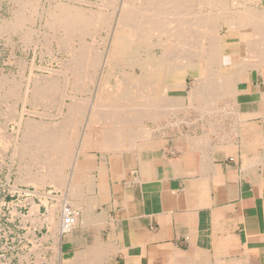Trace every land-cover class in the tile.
<instances>
[{
    "label": "crops",
    "instance_id": "1",
    "mask_svg": "<svg viewBox=\"0 0 264 264\" xmlns=\"http://www.w3.org/2000/svg\"><path fill=\"white\" fill-rule=\"evenodd\" d=\"M241 50L232 57L244 62ZM257 75L264 79L258 68L240 71L236 91L220 92L225 98L190 91L207 105L215 99V112L225 104L220 115L206 105L202 122L183 130L173 125L160 137L143 130L115 140L119 150L111 137L90 141L99 152L80 158L73 184L47 197L65 200L75 224L55 231L41 205L30 217L38 245L30 263L264 264V91L245 79Z\"/></svg>",
    "mask_w": 264,
    "mask_h": 264
},
{
    "label": "rangeland",
    "instance_id": "2",
    "mask_svg": "<svg viewBox=\"0 0 264 264\" xmlns=\"http://www.w3.org/2000/svg\"><path fill=\"white\" fill-rule=\"evenodd\" d=\"M30 1H32V2H30ZM122 2H123V0H114L111 2L108 1L109 4L106 2H102L101 0H82V1L81 0H0V82H1L0 86L3 84L0 87V264H32V263H30V255L33 253L37 255L38 245L37 246L32 245L31 236H30L31 232L29 229L30 217H32V215L37 213V211L41 205H44L47 208V214L45 216L46 221H47L50 210L52 209V207H54L56 205V203L50 202V201L56 199L57 190L59 191V190H62V188H69L73 184V178L72 177L74 176L76 169L79 167L78 166L79 159L84 155L88 156V154H90V156H92L97 151V150H93L92 147L94 145L88 144V142H86L83 137H84L85 133L88 131V130L86 131V129H89L91 124L93 125L95 122L93 120L91 121V115H90V113H92V111H94V109L97 110L94 112H98V110H99V113H100L102 111L101 108H104L103 109L104 111L101 112L102 113L101 115H103L104 113H106L104 115L110 114L114 110V109L109 108L110 106L107 107L108 105L106 103L108 100L115 98L114 94L111 95V96L114 95L113 98L110 97L109 94H107L109 97L108 96L101 97L102 102L99 99L98 100L99 102L96 103L95 100L97 99L96 95L98 94L97 93V87L99 85V80H101L102 73H103V71H100V70H102L103 60L110 50V47H109V45L111 43L110 38H111V35L113 34L114 28H115L114 19H115V17H117L115 15H116V12L120 8V5H121L120 3H122ZM26 3H28L29 5H27ZM30 3H31V5H30ZM62 4H64V6H67V4H68L69 6L71 5L72 7H74V6L82 7L85 10L88 8V9H92L93 11L100 10L101 12L102 11L103 12L106 11V13L108 12L107 14L103 13L104 15L106 14L105 17L108 19L107 27L105 25V27L103 28V31H102V29L100 30L98 28L95 30H92V33L94 32V34L92 36L91 35L86 36L87 34H90V31H89L86 33V35L84 34L85 37L82 35L81 37H83V38H80V39L77 38L78 34L72 33L73 35H71V33L63 32L59 28H55V27H51L53 29H50L51 25L47 22L48 20L47 21L45 20V19H47V16H48L46 14V11L49 9L51 10V8H53L57 5L62 6ZM249 4L250 5H244L245 9H248V10H250V8H253V10L256 9L257 1L252 0V1H250ZM252 4H254V5H252ZM191 5H193V4H191ZM191 5L188 4L187 9H186L190 13L192 12L194 14L193 15L191 13L194 16V17L193 16L191 17V15H190L189 17H191V18H195L196 17L195 14L199 15L200 12L201 13L202 12L207 13L209 11L210 14L205 13V16H203V18L209 19V17H212V16H210L212 14V11H213V13L217 11L214 9H208L207 8L206 10L204 9V11H203V9H201V10L199 9L200 10V12H199L198 9L196 8L197 6L194 5L192 7ZM230 6H232V7H229L227 9L230 12H233L235 9H237L235 7V5H230ZM33 8H35V9H33ZM230 8H231V10H230ZM190 9H193V10L195 9V10L190 11ZM136 10L139 11V9H137V8H136ZM206 15H208V17H206ZM20 16L22 18V19L20 18L21 19L20 22H19V19L15 20L17 17L19 18ZM169 17H171V16H169ZM169 17L167 16L166 20L167 19L171 20V18H169ZM200 17H202V15H200ZM196 18H198V16ZM25 19H27V20H25ZM160 19H161V21L163 20L162 23H160V25L162 24V26H158V27L161 29H165V30L167 29L170 31L171 27H173L172 24H170L171 26H167V23H170L169 22L170 20H168V22H167L165 20V17H160ZM8 20H10V22ZM165 21L167 23H165ZM182 21L184 22V20H182ZM218 21L219 20H217V23H218ZM18 24H20V25H18ZM165 24L167 27L164 26ZM182 24H184V23H182ZM183 26H185V24ZM142 27H143V24H142ZM214 27H216V29L218 27L220 28V24H215ZM29 29H31V30H29ZM50 30H52V32ZM99 30L101 32H99ZM96 31L99 33L95 34ZM23 32L25 35L23 34ZM191 32H192V30L189 31V33H191ZM220 32L222 35H224V38L222 39V41L225 43H227V42H231V43L233 42L234 43L238 40V33L234 30L226 31V29L223 28L220 30ZM192 34H193V32H192ZM192 34H191V36H192ZM48 35H50V36H48ZM51 35L53 36V38H51L52 37ZM64 35L66 36V38H67V36H69L68 37L69 39L68 38L66 39ZM74 35L76 38L75 37L73 38ZM149 35L151 36V39L145 40L147 43L143 41L144 42L143 45L139 46L137 48V56L138 57H137L136 63L137 64L139 63L138 66L137 65L134 66L133 64H129L127 62V60L124 59V63H125L124 65H125L126 69L124 67H122L121 72L126 71L127 73L129 72L133 75L138 76L139 73L141 74V71H140L141 69H140L139 65L140 64L143 65L145 63L146 56H154L155 54L161 55L160 54L161 51L159 49H157L156 47H154V43H156L155 41H157L156 37L158 35L157 34H156V36H155V34L154 35L149 34ZM62 37H63L64 41H63ZM164 38L166 41L167 38L166 37H164ZM192 38H193V36H192ZM81 39H83V40H81ZM220 42H221V38L219 36H215V37H212L210 39L211 44L219 45ZM80 43L85 44L86 46L82 45V48L80 49V46H79ZM150 43H151V45H150ZM60 44H63V46ZM141 44H142V42H141ZM186 44L187 43H185V46L189 47V45H186ZM198 44L199 43H197L196 46H198ZM48 45H50V46H48ZM87 45H89V50H88ZM144 45H145V47H143ZM149 45L151 47H149ZM170 45H172V43ZM183 45H181V44H180V46L174 45V47L169 46V48H172V50H170L168 48L167 51H165V53L166 52H168V53H166V55H164V59H167L165 57V56H167L168 59H171L173 61L172 62L168 59L165 60L166 62H164L163 70L167 69L168 73L166 75H164L165 80L162 79V82L160 80V82L162 83L160 85H163V84H165L164 86H167V84L173 85V87L170 88V92L168 93V95H166L163 98V101L158 105V108L160 110L159 112L162 111V113H164L165 116L160 118V120L158 121L159 122L158 127L150 126L149 121H146L144 123L142 122L138 126H135V129L132 130L131 133L129 134L130 136H128V135L126 136L127 138L129 137L128 139L132 138V140H135L136 138L139 137V136L137 137V135H135V134H138V133L140 134V132H142L143 130H147L146 136L147 135L149 136V135H151V133H153L152 134L153 136L158 135V137H160V136H165L167 134L168 130H171L170 128L173 125H174V127L176 126V130H178V129L183 130L184 128H186V126H189V124L191 122H194L196 124L199 122H202L201 112L195 108H197L196 102H198L201 98L203 101H205V97L200 96V98H199L198 95H195L192 97L190 95H188L190 93L192 87L195 86V84H196L195 82H197V81H195V79L197 80V78H199L198 81L200 83L199 82L198 83L201 86H203L202 85L203 83L206 84V81H207L206 79H209L210 85L209 84H206V85L207 86L209 85L210 87L209 86L206 87V85L204 84L203 87H204V89L205 88L206 89L202 90L199 88V91L200 92L211 91L210 89L213 88V86L211 87V85H213L215 83L214 88H216L215 85L220 84V82H221L220 79L226 75L225 71H227V69L224 70V65H229L230 68L231 67L234 68L235 66L238 68V66L241 64V62L238 58H236L235 56L232 57L233 55L236 54L237 47L231 46V47H228L227 49H224L226 51L225 55H223L224 56V64H222L223 56H220L219 58H212L211 57V58H209L210 60L207 58L206 61H208V62L206 63V67H204L200 71V73L188 72L186 69L187 67L185 65L184 66L186 68L184 69L185 71H183L177 67H173L172 65H174V66L175 65L179 66L180 64L183 65V63H184L183 61L187 60L188 58L193 59V56H194V58H197V56L195 57L194 54H193V56H191L193 53L192 51H191L192 53L187 52L186 54L178 53L179 50L176 49L175 47L182 49V51H184V52L187 51V49H189L188 51H190V48L193 49V47H191V46L189 48L187 47L184 49ZM200 45H202V47H203V44H200ZM205 45H206L205 48H202V49L207 50V43ZM196 46H194V50H195V52H198L200 47H197L198 49H195ZM86 47H87V49H86ZM71 49H78L79 52L82 50L89 51L90 52L89 55L92 56V58H94L91 60L96 62V63L93 62V63H95L94 65H92L93 63L91 64L93 68H91L90 67L91 65H90L89 66L90 68L89 69L87 68L85 70L86 73H84L83 71L81 72L82 74L80 73V77L77 79L79 81L75 80L77 83L76 85H78L77 89L81 90V91L75 90V92L74 91H63L64 90V84L62 85V83H61L63 81V79L66 82L65 78H63V76H62L63 74L61 73V71L64 69V65H67L66 63L71 62V61H69V59L72 60V58H74V56L77 53H79L76 50L74 51ZM93 52H95V53L93 54ZM72 53L75 55L73 56ZM121 54H123V53H121ZM188 54H190V55H188ZM93 55H94V57H93ZM185 56L187 59L183 60V58H185ZM142 58H143V60H142ZM147 59H148V57H147ZM177 60H179L178 64H177V62H178ZM180 60L183 63H180L181 62ZM167 61L169 63L168 66H167ZM209 61H210V63H209ZM121 64H123L122 61H121ZM165 64H166V68H165ZM95 65H97V66H95ZM127 65H129V66H127ZM130 65L131 66L133 65L131 69L129 68V67H131ZM119 66H120V62H119ZM132 69H134V70H132ZM235 71H237V70H235ZM100 72H101V74H100ZM204 72L206 74L210 73L212 76L218 77V79L216 80L214 77H211V75L206 76V74L204 75ZM223 72H225V73H223ZM60 73L62 75H60ZM85 74H87V75H85ZM140 74H139V76H140ZM82 75H84V76H82ZM234 75H235V72H234ZM203 77H206L205 78L206 81L205 80L200 81V80H202L201 78H203ZM12 78H14V79H12ZM45 78L47 80H50V79L52 80V78H53L54 80H56L57 86H54L53 88H50L49 86L47 87L46 84L48 83V81L46 82ZM56 78H58V80ZM213 78L215 80H213V81L210 80ZM32 79L34 81H32ZM68 79L70 80L69 82L72 83L73 79L72 78L70 79L69 76H68ZM245 79H246V81L250 82L247 84L251 85L254 88H256V85H259L261 87L260 88L261 91H264V79L262 76L259 75L253 81V83L251 80H247V78H245ZM8 80L13 81L12 82L13 87L18 82L17 84H19L18 85L19 88L17 87V84H16L14 88L11 86V90H9L11 82H9ZM14 81H15V83H14ZM37 81H39V83H42V84L44 83L43 85H41L39 83L38 84L41 87L43 86L44 89L47 88L45 90L46 93L44 92V90L40 91L42 89L41 87H36L37 90L39 88H41L38 91L36 90V88H34V83L36 82V84H37ZM43 81H45V82H43ZM64 81H63V83H65ZM32 82H34V83H32ZM86 82H87V84H86ZM32 84H33V88H32ZM36 84H35V86H36ZM38 84H37V86H38ZM70 84H69V86H70ZM79 84H80V87H79ZM110 84H111V86L115 85L114 80H110ZM85 85H86V87H85ZM149 86L147 88L151 87V86L150 87ZM198 87H200V86H198ZM28 89H30L31 91ZM152 89L154 91L153 86H152ZM54 90H57L58 92L54 91ZM47 91H49V92H47ZM135 91H131L133 93V96H132V94H130V97L136 96L137 92L134 93ZM41 92L42 93L44 92V93L42 94ZM142 92L144 94L146 93L147 95H149V90H148V93L146 90H144ZM150 92H151V88H150ZM34 93H38V94L35 95ZM44 94L45 95L47 94L46 96H48V98ZM118 94H116V95H118ZM134 94H135V96H134ZM32 95L35 98L34 97L32 98ZM121 96L122 95H120V97ZM143 97L145 98L144 95H143ZM159 97L161 99V96H159ZM105 98H106V101L104 102ZM15 99H17V100H15ZM197 99H198V101H197ZM37 100H39V101H37ZM223 103L224 102L219 103L220 108H222ZM66 105L68 108L70 106L69 110L67 109V111H66V108H67ZM128 105L129 104H127V106ZM131 105L132 104L130 103V105L128 107H125V109L129 108L128 110L134 111V110H136L135 108H138L137 107L138 104H136V106L133 104L135 107L133 105L132 106ZM139 105H140V103H139ZM78 106L82 107V110H79ZM130 106H131V109H130ZM74 108H75V110H79L81 113L80 112L77 113V111H75ZM76 108H78V109H76ZM121 108H123V106H121ZM139 108H140V106H139ZM110 109L112 111H110ZM151 110H153V109L151 108ZM72 111H73V115H75V117H73V118H75L73 121L70 120L73 115L71 116V118L69 116L70 113L72 114ZM109 111H110V113H109ZM220 113L221 112H219L218 114L220 115ZM79 114H82V115H79ZM221 114H223V112ZM76 116L78 117V119L76 118ZM180 118H182V119H180ZM66 120H68V121H66ZM61 122H63L62 123L63 125L61 124ZM70 122L73 124H71V126H68L67 124H70ZM74 123L76 126L74 125ZM150 123H152V122H150ZM34 124H35V126H34ZM38 126H40V127H38ZM65 126H66V128H65ZM67 126L70 128L68 129ZM96 127H98V125ZM99 127H100V124H99ZM99 127L94 128V129H92L93 127L92 128L90 127L92 130L89 129V132L90 133H91V131L92 132L93 131L99 132V130L101 128H102L101 131L103 129H105V130L107 129L106 124L102 125L101 128H99ZM50 129H51V131H50ZM53 130H55V131H53ZM152 130H153V132H152ZM155 130H157V131H155ZM56 131H57V133H56ZM148 132H150V134H148ZM48 135H50V137ZM56 136H57V138L55 139ZM100 136L102 138L103 134H100ZM58 137H59V139H63V141H64L63 144H61L62 150L59 151V153L57 152V150L55 148L56 140H58ZM50 138L53 139L52 140L53 144H52ZM97 138H99V137H97ZM47 140H48V142H47ZM68 140L71 141L69 144H68ZM54 142H55V144H54ZM65 143H67L68 145ZM22 145H23V147H22ZM48 146H51V147H48ZM46 147H48V148H46ZM87 147H89V148L91 147V148L89 149ZM54 150H56V151H54ZM25 151H26V153H25ZM45 151H47V153H45ZM62 151H65L66 153L64 154ZM85 151L87 153H84ZM68 152L70 154H67ZM97 152H99V151H97ZM55 153L59 154L58 157H57V155H55ZM49 154H51L52 156H49ZM63 154L66 155L65 159H64L65 156H63ZM43 155H44V158H43ZM45 155L47 157L49 156L51 159L46 158V160H45V157H46ZM67 157H68V159H67ZM41 159H43V160H41ZM40 160H41V163H40ZM50 161H53V162H50ZM62 161L63 162L67 161V163L62 166L61 165V164H63ZM44 164L46 165V167ZM52 165L62 166L61 169L63 172H61V171H59L60 173L56 172L57 175L55 174L53 176L52 173H54L55 168ZM47 166H49V167H47ZM51 168H52V173H50ZM39 169H41V170H39ZM48 169L50 172L48 171ZM43 170H45L46 172L45 171L43 172ZM47 172H49V173H47ZM41 175L42 176L44 175V177L46 175L50 176L49 179L50 178L51 179L49 180L46 178L44 180L45 182H40L41 184L37 185L38 182L36 183V181H37L36 179L38 177L42 178ZM58 175H60V176H58ZM54 177H55V179H54ZM52 179H53V181H51ZM56 181H59L60 184H57ZM55 183L58 186H56ZM63 184L65 187L63 186ZM48 191H52V192H48ZM29 192H31V193H29ZM39 195L43 196V198L40 199L41 203L38 202L37 199L33 198L34 196H39ZM47 197L51 198L50 201L47 200ZM32 205L36 206V207L33 208ZM32 208H33V210H32ZM48 222H49V220H48ZM36 258H37V256H36Z\"/></svg>",
    "mask_w": 264,
    "mask_h": 264
},
{
    "label": "bare ground",
    "instance_id": "3",
    "mask_svg": "<svg viewBox=\"0 0 264 264\" xmlns=\"http://www.w3.org/2000/svg\"><path fill=\"white\" fill-rule=\"evenodd\" d=\"M82 1V0H81ZM102 2H106L108 3V1H114V0H101ZM250 1L252 0H123L122 3H120V8L119 10L116 12V15L117 17H115L114 19V32L113 34L111 35V43L109 45L110 47V50L109 52L107 53V55L105 56L104 60H103V64H102V70L100 71H103L102 73V77H101V80H99V85L97 87V99L95 100L96 103L99 102L98 100L100 99L101 101V97H104V96H108L107 94L110 95V97L113 98V96L115 98L113 99H110L108 100L106 103H107V107L111 108V109H114L113 112L110 113V111H112L110 109L109 113L110 114H107V115H104L106 113H104L103 115H101L102 111H104L103 109L104 108H101L102 111L99 113V110L98 112H94V111H97L94 109V111H92V113H90L91 115V121H95L94 122V126L91 124V128L94 129V128H98L96 127L97 125L99 126L100 124V127L102 125H107V131L105 129H103L101 131V129L99 130V132H92L91 133L89 132V129H91L89 127V129H86V133L84 135V139L86 142L88 143H91L90 141H98L99 142V139L96 140L97 138L96 137H99L100 140H102L100 134H103V137L105 135V137H111L109 140L111 139H114V140H111L112 143L113 141L116 143V141H118L119 139H125L126 140V136H130L129 134L131 133L132 130L135 129V126H138L140 123H144L146 121H149V122H152V123H156L160 120V118H162L164 115V113L159 112V108H158V105L163 101V98L168 95V93L170 92V88L173 87V85L171 84H167V86H164L165 84L163 85H160L162 84V79L165 80V77L164 75H166L168 73L167 69L166 70H163V67H164V62H166L165 60L168 59L167 56H165L167 59H164V55H166V52L167 49L169 48V46H173L174 45H183L184 46V49L187 48L185 46V43H187L186 45H189V47H193L190 48V51H188L189 49H187V51H182V49L180 48H177L175 47L176 49H178V53H184L186 54L187 52H191L193 56V54L195 55V57L197 56V58H194L193 56V59L192 58H183L184 59H187L185 61H181L180 63H183L180 64L179 66L178 65H172L173 67H177L183 71H185L184 69L186 68L188 72H198L200 73V71L206 67V63L208 61L207 58H219L220 56H223L225 55V50L224 49H227L228 47H231V46H235L237 48H239V50H241V54H244L246 55V59L243 58V61L244 62H241L242 64H240L238 66V68L235 66L234 68H224L227 69L226 72V75L224 77H222L220 80V84H216V88H214V84L211 85V87L213 86V88H211V92L213 90V93L214 91L216 93L214 94H217V92H222V91H229L228 93H230V91H236L237 89V85L239 84V78H238V75H239V72L240 71H245V70H248V69H251V68H258V70L264 74V0H255L257 1V4H256V9L253 10V8H250V10L248 9H245L244 5H250ZM32 2V1H30ZM58 2V1H57ZM56 2V3H57ZM59 3V2H58ZM63 3V2H62ZM86 3V2H85ZM27 5H29L28 3H26ZM37 4V3H36ZM61 4V3H60ZM109 4V3H108ZM111 4V3H110ZM191 5L192 7L195 5L197 6L196 8L198 9V11L200 12L201 9H204L206 10L207 8L208 9H214V10H217L216 12L213 13L212 11V14L210 16L212 17H209V19L207 18H203V16H205V13L204 12H198V14H195L196 17L198 16V18H191L193 15L188 11L186 10L187 9V6ZM31 5V3H30ZM102 5V4H101ZM230 5H235V7L237 9H235L233 12H230L229 10H227L229 7H232ZM254 5V4H252ZM38 6V5H37ZM58 6V5H57ZM55 6L53 8H51V10H47L46 11V14L48 15L47 16V19H45L51 26H50V29H53L51 27H55V28H59L61 31L63 32H69L71 33V35H73L72 33L74 34H78L77 38H83L81 37L82 35L84 36V34L86 35L87 32L90 31V34H87L86 36L88 35H93L94 32L92 33V30H95V29H102L103 31V28L107 27V22H108V19L105 17V15L108 13L105 12H101L100 10H95L93 11L92 9H84L82 7H72L71 5L69 6L67 4V6H64V4H62V6ZM98 6V5H97ZM29 7V6H28ZM234 7V8H235ZM20 8V7H19ZM32 8V7H31ZM139 9V11L136 10ZM190 8V7H189ZM233 8V9H234ZM21 9V8H20ZM35 9V8H33ZM200 9V10H199ZM28 10V9H27ZM32 10V9H31ZM183 10V11H182ZM193 10V9H190V11ZM195 10V9H194ZM193 10V11H194ZM231 10V8H230ZM180 11V12H179ZM188 11V12H187ZM229 11V12H228ZM13 12V11H12ZM18 13V12H17ZM24 13V12H23ZM42 13V12H41ZM103 13H106L105 15ZM207 13L210 14V12L208 11ZM206 13V14H207ZM15 15V14H14ZM18 15V14H17ZM109 15V14H108ZM111 15V14H110ZM191 15V17H189ZM200 15H202V17H200ZM169 17L171 18L170 19H167L166 20V17ZM29 17V16H28ZM41 17V16H40ZM160 17H165V20L168 22V20H170L169 22L170 23H167L165 21V23H167V26H171L170 24L173 25V27H171V30H165V29H161L159 28L158 26H162V24L160 25V23H162ZM194 17V16H193ZM206 17H208V15H206ZM10 18V17H9ZM21 16L18 18H16L15 20L19 19V22ZM24 18V17H23ZM45 18V17H44ZM50 18V19H49ZM41 19V18H40ZM218 23H217V20ZM27 20V19H25ZM34 20V19H33ZM184 20V22L182 21ZM215 20V21H214ZM10 22V20H8ZM18 22V21H17ZM23 22V21H22ZM16 23V22H15ZM28 23V22H27ZM46 23V22H45ZM185 26H183L184 24ZM23 24V23H22ZM31 24V23H30ZM142 24H143V27H142ZM215 24H220V28L218 27L216 29V27H214ZM12 25V24H11ZM20 25V24H18ZM47 25V24H46ZM182 25V26H181ZM16 26V25H15ZM48 26V25H47ZM165 27L166 24L164 25ZM181 26V27H180ZM20 27V26H19ZM25 27V26H24ZM142 27V28H141ZM185 29H184V28ZM16 28V27H15ZM225 28L226 31H229V30H234L238 33V40L236 42H223L222 39L224 38V35L221 34L220 30ZM49 29V28H48ZM219 29V30H218ZM2 30V29H1ZM31 30V29H29ZM99 30V32H101ZM112 30V29H111ZM163 30V31H162ZM192 30L191 33H189V31ZM52 32V30H50ZM99 32H95L96 33H99ZM4 33V32H3ZM28 33V32H27ZM32 33V32H31ZM62 33V32H61ZM92 33V34H91ZM159 33V34H158ZM24 34V32H23ZM64 34V33H63ZM149 34H156L158 35L156 37V40L155 41L156 43H154V47H156L157 49H159L161 51V55H157L155 54L154 56H146V61L143 65H139L140 67V71H141V74L139 76H136V75H133L131 73H127L126 71H122L121 72V69L122 67L125 68V63H124V59L127 60V62L129 64H133L134 66L138 64L136 63L137 62V48L139 46H142L144 42H146L145 40H148V39H151V36ZM167 34V35H166ZM193 38H192V36ZM21 35V34H20ZM25 35V34H24ZM54 35V34H53ZM58 35V34H57ZM152 35V36H153ZM50 36V35H48ZM52 36V35H51ZM65 36V35H64ZM215 36H219L221 38V42L219 45H216V44H211L210 43V39L212 37H215ZM23 37V36H22ZM55 37V36H54ZM69 36H67L68 38ZM75 37V35L73 36V38ZM85 37V36H84ZM90 37V36H89ZM150 37V38H149ZM166 37V41H165V38ZM53 38V36L51 37ZM66 38V36H65ZM66 38V39H67ZM76 38V37H75ZM26 39V38H25ZM29 39V38H28ZM58 39V38H57ZM63 39V37H62ZM61 39V40H62ZM69 39V38H68ZM19 40V39H18ZM83 40V39H81ZM80 40V41H81ZM91 40V39H90ZM32 41V40H31ZM64 41V39H63ZM62 41V42H63ZM71 41V40H70ZM144 41V42H143ZM198 41V42H197ZM142 42V44H141ZM149 42V41H148ZM172 45H170L171 43ZM193 42V43H192ZM198 46L197 45V43ZM223 42V43H222ZM22 43V42H21ZM20 43V44H21ZM56 43V42H55ZM147 43V42H146ZM145 43V44H146ZM207 43V50L206 49H202V48H205V44ZM64 44V43H63ZM63 44H60L63 46ZM87 44V43H86ZM195 44V45H194ZM200 44H203V47L202 45ZM59 45V44H58ZM82 45H85V44H79L80 46V49L82 48ZM151 45V43H150ZM149 45V47H151ZM50 46V45H48ZM70 46V45H69ZM78 46V45H77ZM86 46V45H85ZM84 46V47H85ZM88 46V50H89V45ZM178 46V47H179ZM194 46L195 49H198L197 47H200L199 51L198 52H195L194 50ZM145 47V45L143 46ZM142 47V48H143ZM182 47V46H181ZM188 47V48H189ZM77 48V47H76ZM87 49V47H86ZM94 49V48H93ZM170 50H172V48H169ZM71 50H76L77 52H79L78 49H71ZM182 52H181V51ZM194 50V51H193ZM177 51V50H176ZM76 52V53H77ZM120 52V53H119ZM139 52V51H138ZM69 53V52H68ZM95 52H93L94 54ZM123 53V54H121ZM197 53V54H196ZM73 54V53H72ZM90 52L89 51H85V50H82L80 51L79 53H77L76 55L73 54L74 58H72V60L69 59V61L71 62H68L66 63L67 65H64V71L62 70L61 74L63 76V78H65L66 82L63 83V81L61 82L62 85L64 84V90L63 91H78L80 89H77L78 88V85H76V81L79 77H80V73L83 71L84 73L85 70L88 68H93L92 65H94L96 62L95 61H92L91 59H94L92 58V56L89 55ZM151 54V53H150ZM183 54V55H184ZM229 54V53H228ZM180 55V54H179ZM190 55V54H188ZM178 56V55H177ZM190 56V57H191ZM91 57V58H90ZM94 57V55H93ZM148 57V59H147ZM183 57V56H182ZM176 58V57H175ZM179 58V57H178ZM181 58V57H180ZM242 59V58H241ZM240 59V60H241ZM96 60V59H95ZM120 60V61H119ZM143 60V58H142ZM170 61H172L171 59H168ZM210 60V59H209ZM121 61L123 62V64H121ZM139 61V60H138ZM177 64L179 63V60H177ZM95 62V63H93ZM119 62H120V66H119ZM173 62V61H172ZM171 62V63H172ZM93 63V64H92ZM98 63V62H97ZM210 63V61H209ZM65 64V63H64ZM92 64V65H91ZM127 64V63H126ZM168 61H167V66H168ZM61 65V64H60ZM63 65V64H62ZM91 65V66H90ZM132 65V66H133ZM186 67H185V66ZM90 66V67H89ZM97 66V65H95ZM129 66V65H127ZM131 66V65H130ZM129 67L130 69L132 68ZM32 67V66H31ZM39 68V67H38ZM50 68V67H49ZM123 68V69H124ZM128 68V67H127ZM128 68V69H129ZM136 68V67H135ZM165 68H166V64H165ZM164 68V69H165ZM21 69V68H20ZM23 69V68H22ZM126 69V68H125ZM211 69V68H210ZM44 70V69H43ZM50 70V69H49ZM53 70V69H52ZM51 70V71H52ZM134 70V69H132ZM237 70V71H235ZM32 71V70H31ZM50 71V72H51ZM57 71V70H56ZM139 71V72H140ZM53 72V71H52ZM60 72V71H59ZM223 72V73H225ZM234 72H235V75H234ZM57 73V72H56ZM83 73V74H84ZM88 73V72H87ZM222 73V72H221ZM31 74V73H30ZM52 74V73H51ZM50 74V75H51ZM59 74V73H58ZM82 74V73H81ZM89 74V73H88ZM101 74V72H100ZM206 73L204 72V75ZM33 75V74H32ZM55 75V74H54ZM87 75V74H85ZM208 75H211L210 73L209 74H206V76ZM35 76V75H34ZM42 76V75H41ZM68 76L69 78L73 79L72 83L69 82L70 80L68 79ZM84 76V75H82ZM219 76V75H218ZM22 77V76H21ZM49 77V76H48ZM54 77V76H53ZM56 77V76H55ZM210 77V76H209ZM211 77H214L216 80L218 79V77L216 76H212ZM2 78V77H1ZM206 77H203L201 78L202 80L200 81H204ZM210 79V80H215V79ZM5 79V78H4ZM14 79V78H12ZM29 79V78H28ZM58 80V78H56ZM82 79V78H81ZM84 79V78H83ZM86 79V78H85ZM88 79V78H87ZM199 78H197V80L195 79V86L192 87L191 91H196V92H200L199 91V88L200 89H204V84L203 83L201 85H199V81H198ZM20 80V79H19ZM46 82L48 81V83L46 84L47 87L49 86L50 88H53L54 86H57V82L56 80H54L52 78V80H47L45 78ZM110 80H114V84L113 86H111L110 84ZM161 80V82H160ZM208 82H207V81ZM206 84H209V79H206ZM3 81V80H2ZM9 81V80H8ZM18 81V80H17ZM16 81V82H17ZM32 81H34L32 79ZM79 81V80H77ZM11 82L10 83V89L11 90V86L13 87V81H9ZM45 82V81H43ZM199 82V83H198ZM6 83V82H5ZM15 83V81H14ZM18 83V82H17ZM16 83V84H17ZM34 83V82H32ZM39 83V81H37V84ZM71 83V84H70ZM81 83V82H80ZM166 83V82H165ZM198 83V84H197ZM1 84V82H0ZM15 84V85H16ZM36 82L34 83V88L36 87H41L39 86V84L43 85L42 83H39L38 86L36 84ZM70 84V86H69ZM82 84V83H81ZM85 84V83H84ZM87 84V82H86ZM205 84V85H206ZM3 85V84H2ZM1 85V86H2ZM14 85V87H15ZM19 84H17V87H18ZM28 85V84H27ZM45 85V86H46ZM83 85V84H82ZM151 87H150V86ZM210 85V84H209ZM208 85V86H209ZM218 85V86H217ZM0 86V87H1ZM21 86V85H20ZM61 86V85H60ZM84 86V85H83ZM150 87L151 88V91L150 92V88H147V87ZM152 86L154 87V91L152 89ZM200 86V87H198ZM206 85V87H208ZM9 87V86H8ZM13 87V88H14ZM79 87H80V84H79ZM82 87V86H81ZM86 87V85H85ZM210 87V86H209ZM3 88V87H2ZM19 88V87H18ZM32 88H33V84H32ZM42 88V89H41ZM41 88H39L38 90L40 91H43L45 92V90L47 89H44V87L42 86ZM57 88V87H56ZM147 88V89H146ZM49 89V88H48ZM67 89V90H66ZM206 89V88H205ZM204 89V90H205ZM20 90V89H19ZM30 90V89H28ZM37 90V88H36ZM37 90V91H38ZM53 90V89H52ZM62 90V89H61ZM136 90V91H135ZM146 90L147 93H148V90H149V95H147L146 93L144 94L142 91ZM3 91V90H2ZM24 91V90H23ZM31 91V90H30ZM36 91V92H37ZM54 91H57V90H54ZM81 91V90H80ZM130 93H129V92ZM131 91H135L134 93L137 92L136 96L134 94L135 97H130V94H132L133 96V93ZM43 92V93H44ZM49 92V91H47ZM58 92V91H57ZM56 92V93H57ZM123 92V93H122ZM139 92V93H138ZM205 92V91H204ZM210 92V91H209ZM39 93V92H38ZM38 93H34L35 95L38 94ZM42 93V92H41ZM42 93V94H43ZM46 93V92H45ZM119 93V94H118ZM194 93V92H193ZM33 94V95H34ZM48 94V93H47ZM46 94V95H47ZM60 94V93H59ZM112 94H114L113 96H111ZM118 94V95H116ZM196 94V93H195ZM207 94L206 92L204 93V95ZM210 95V93H208ZM32 95V98L35 96ZM45 95V94H44ZM43 95V96H44ZM45 95V96H46ZM49 95V94H48ZM54 95V94H53ZM61 95V94H60ZM59 95V96H60ZM120 95H122L120 97ZM143 95L145 96V98L143 97ZM200 98V96H204L203 94H197ZM208 95V97H209ZM225 95H228V94H224L222 93V95L220 94V96H224L223 98H225L226 96ZM233 95V94H232ZM161 96V99L160 97ZM207 96V95H206ZM213 96V95H211ZM210 96V98H211ZM214 96H217L218 95H214ZM213 96V98H215ZM48 98V96H46ZM52 97V96H51ZM109 97V96H108ZM197 97V96H196ZM35 98V97H34ZM39 98V97H38ZM37 98V99H38ZM45 98V97H44ZM198 98V97H197ZM208 98V99H210ZM8 99V98H7ZM42 99V98H41ZM108 99V98H107ZM207 99V98H206ZM218 99V98H216ZM17 100V99H15ZM33 100V99H32ZM35 100V99H34ZM47 100V99H46ZM36 101V100H35ZM39 101V100H37ZM53 101V100H52ZM106 101V98L104 99V102ZM198 101V99H197ZM215 101V99L213 100ZM211 102L209 107L213 105V107H216V105L214 106L215 102ZM221 101H223L221 99ZM220 101V102H221ZM12 102V101H11ZM45 102V101H44ZM102 102V101H101ZM219 102V101H218ZM228 102V101H226ZM48 103V102H47ZM52 103V102H51ZM130 103L133 105L136 106L138 108H135L136 110L134 111H131V110H128V109H125V107H128L130 105ZM140 103V105H139ZM198 103V104H197ZM34 104V103H33ZM127 104H129L127 106ZM217 104V102H216ZM38 105V104H37ZM36 105V106H37ZM51 105V104H50ZM76 105V104H75ZM131 105V106H132ZM133 105V106H134ZM196 105H197V108L195 109H198L201 114L204 115L205 112L203 111H206L204 110L207 103H206V100L203 101L202 98L196 102ZM207 105V106H208ZM14 106V105H13ZM35 106V107H36ZM80 106V105H79ZM79 110H82V107H79ZM97 106V105H96ZM106 106V105H105ZM121 106H123V108H121ZM131 106H130V109H131ZM134 106V107H135ZM140 106V108H139ZM41 107V106H40ZM59 107V106H58ZM67 107V105H66ZM77 107V106H76ZM192 107V106H191ZM70 108V106H69ZM69 108L67 107L66 108V111L67 109L69 110ZM73 108V107H72ZM76 108V109H78ZM81 108V109H80ZM151 108L153 110H151ZM211 108V107H210ZM99 109V108H98ZM133 109V108H132ZM151 111H150V110ZM214 110L217 109H214V108H211ZM75 110V108H74ZM79 110H75L77 111V113H79L80 111ZM149 110V111H148ZM163 110V109H162ZM222 109L220 108V111ZM74 111V112H75ZM166 111V110H165ZM171 111V110H170ZM219 111V110H217ZM216 111V112H217ZM219 111V112H220ZM224 111V110H223ZM71 112V111H70ZM203 112V113H202ZM208 112V111H207ZM210 112V111H209ZM214 111V114L216 113ZM57 113V112H56ZM68 113V112H67ZM76 113V112H75ZM81 113V112H80ZM218 113V112H217ZM216 113V114H217ZM212 114V113H209V115ZM221 114V113H220ZM69 115V114H68ZM73 115V111H72V114L70 113V118L71 116ZM79 115H82V114H79ZM208 115V114H206ZM205 115V116H206ZM64 116V115H63ZM66 116V115H65ZM68 116V117H69ZM104 116V117H103ZM202 116V115H201ZM44 117V116H43ZM75 115L72 116V118L70 120H74L75 118ZM90 117V116H89ZM209 117V116H208ZM218 117V116H217ZM76 118L78 119V117L76 116ZM80 118V117H79ZM212 118V117H210ZM220 118V117H218ZM76 119V120H77ZM182 119V118H180ZM205 119V117H204ZM214 119V118H213ZM89 120V119H88ZM143 120V121H142ZM195 120V119H194ZM212 120V119H211ZM210 120V121H211ZM68 121V120H66ZM71 121V122H72ZM205 121V120H204ZM203 121V122H204ZM208 120H206L205 122H210ZM70 124H67L68 126H71V123ZM76 122V121H75ZM184 122V121H183ZM41 123V122H40ZM49 123V122H48ZM54 123V122H53ZM63 122H61L62 124ZM96 123V124H95ZM30 124V123H29ZM113 124V125H112ZM159 124V122H158ZM212 124V123H211ZM210 124V125H211ZM49 125V124H48ZM63 125V124H62ZM75 125V123H74ZM144 125V124H143ZM35 126V124H34ZM59 126V125H58ZM67 128L69 129L70 127ZM76 126V125H75ZM113 126V127H112ZM40 127V126H38ZM44 127V126H43ZM47 128V127H46ZM52 128V127H51ZM63 128V127H62ZM66 128V126H65ZM72 128V127H71ZM143 128V127H142ZM26 129V128H25ZM53 129V128H52ZM91 129V130H92ZM137 129V128H136ZM47 130V129H46ZM49 130V129H48ZM39 131V130H38ZM51 131V129H50ZM55 131V130H53ZM52 131V132H53ZM106 131V132H105ZM147 131V130H146ZM68 132V131H67ZM135 132V131H134ZM54 133V132H53ZM57 133V131H56ZM55 133V134H56ZM136 133V132H135ZM143 133V132H142ZM33 134V133H32ZM71 134V133H70ZM144 134H145V131H144ZM51 135V134H50ZM50 135H48L50 137ZM65 135V134H64ZM135 135H141V134H135ZM29 136V135H28ZM32 136V135H31ZM38 136V135H37ZM41 136V135H40ZM24 137V136H23ZM43 137V136H42ZM45 138V137H44ZM57 138V136L55 137V139ZM129 138V137H128ZM141 138V137H140ZM65 139V138H64ZM95 139V140H94ZM105 138H103L104 140ZM132 140V138H130ZM34 140V139H33ZM43 140V139H42ZM45 140V139H44ZM52 144H53V139L50 138ZM66 140V139H65ZM107 140V142L109 141ZM116 140V141H115ZM220 140V139H219ZM110 141V143H111ZM128 141V140H127ZM48 142V140H47ZM60 142V143H59ZM63 139H59L58 137V140H56V150L57 152L59 153V151H61V144H63ZM71 141L68 140V144L70 143ZM98 142L95 143L96 146H98ZM105 142V141H104ZM121 142H124L123 140H121ZM204 142V141H203ZM94 143V142H93ZM98 143V144H97ZM128 143V142H127ZM133 142H131L132 144ZM51 144V145H52ZM55 144V142H54ZM67 144V143H65ZM67 144V145H68ZM73 144V143H72ZM92 144V143H91ZM90 144V145H91ZM106 144V143H105ZM108 144V143H107ZM119 144V143H118ZM121 144V143H120ZM119 146L123 147V143ZM204 144V143H203ZM25 145V144H24ZM27 145V144H26ZM88 145V144H87ZM104 144H102L103 146ZM115 145V144H114ZM114 145H109V148L111 147V149L109 150H112V146ZM133 145V144H132ZM132 145L129 144V146L132 147ZM66 146V145H65ZM89 146V145H88ZM100 147L102 150L105 148V147ZM116 146H117V143H116ZM128 146V145H127ZM205 146V145H204ZM23 147V145H22ZM36 147V146H35ZM48 147H51V146H48ZM46 147V148H48ZM54 147V146H53ZM70 147V146H69ZM95 147V146H94ZM108 146L106 145V148ZM115 147V146H114ZM113 147V148H114ZM135 147V146H133ZM89 148V147H87ZM91 148V147H90ZM89 148V149H90ZM105 148V149H106ZM118 148V146H117ZM117 148H115L117 150ZM22 149V148H21ZM54 149V148H53ZM52 149V150H53ZM66 149V148H65ZM100 149V151H101ZM121 149V148H120ZM122 149H126V148H122ZM25 150V149H24ZM54 150V151H56ZM88 150V149H87ZM96 150V149H95ZM107 150V149H106ZM119 150V148H118ZM127 150V149H126ZM51 151V150H50ZM67 151V150H66ZM105 151V150H103ZM113 151H115L113 149ZM22 152V151H21ZM64 154L66 153L65 151H62ZM71 152V151H70ZM112 152V151H111ZM14 153V152H13ZM26 153V151H25ZM45 153H47V151H45ZM84 153H87L86 151ZM16 154V153H15ZM64 159L66 158V155H64ZM67 154H70L69 152ZM83 154V153H82ZM19 155V154H18ZM17 155V156H18ZM47 155V154H46ZM45 155V156H46ZM55 155H58L59 154H56ZM49 156H52L51 154H49ZM45 157V160L46 158H50V157ZM82 156V155H81ZM87 155H84L82 157H86ZM20 157V156H19ZM81 157V158H82ZM43 158H44V155H43ZM55 158V157H54ZM51 159V158H50ZM56 159V158H55ZM61 159V158H60ZM59 159V160H60ZM63 159V158H62ZM63 159V160H64ZM68 159V157H67ZM43 160V159H41ZM41 160H40V163H41ZM48 161V160H47ZM54 161V160H53ZM53 161H50V162H53ZM63 162V161H62ZM48 163V162H47ZM67 163V161H64L63 164H61L62 166L65 165ZM46 164V163H45ZM44 164V165H45ZM56 164V163H55ZM70 164V163H69ZM42 165V164H41ZM55 169L54 173H52V168H51V172L52 175L54 176L55 174L57 175L56 172H63L61 167L62 166H59V165H52ZM56 166V167H55ZM67 166V165H66ZM46 167V165H45ZM44 167V168H45ZM49 167V166H47ZM67 168V167H66ZM43 169V168H42ZM41 170V169H39ZM45 170H43L44 172ZM70 171V170H69ZM39 172V171H38ZM46 172V171H45ZM47 172V173H49ZM60 173V172H59ZM35 175V174H34ZM69 175V174H68ZM36 176V175H35ZM42 176V175H41ZM60 176V175H58ZM66 176V175H65ZM33 177V176H32ZM50 176H45L44 175L42 176V178L38 177L36 180V183L38 182L37 185L41 184L40 182H45L44 180L47 178L49 179ZM52 177V176H51ZM67 177V176H66ZM74 177V176H73ZM40 178V179H39ZM51 179V178H50ZM49 179V180H50ZM55 179V177H54ZM59 180V179H58ZM53 181V179L51 180ZM55 181V180H54ZM57 184H60L59 181H56ZM64 182V181H63ZM80 184H81V181H79ZM43 184V183H42ZM50 184V183H49ZM34 185V184H33ZM56 185V183H55ZM52 186V185H51ZM58 186V185H56ZM64 186V184H63ZM65 187V186H64ZM64 189V188H63ZM76 189V188H75ZM27 191V190H26ZM31 193V192H29ZM34 193V192H33ZM73 193V192H72ZM61 194V193H60ZM75 194V193H73ZM72 194V195H73ZM48 195V194H47ZM46 195V196H47ZM76 195V194H75ZM59 196V195H58ZM61 196V195H60ZM61 198V197H60ZM77 198V197H76ZM59 199V197H58ZM62 203L60 204L59 202L54 206L52 207V209L50 210L49 212V216H48V220L49 222L51 223V226L52 228L55 230V231H58V232H67L68 229L70 230L74 224H75V217L74 218V222L72 224H70V219L68 220V223H66V219H67V214L68 213H71L70 209H69V205L67 204V202L64 200L65 204L63 201H61ZM56 203V202H55ZM33 206V205H32ZM36 207V206H33V208ZM32 208V210H33ZM68 208V209H67ZM33 212V211H32ZM36 212V211H35ZM34 212V213H35ZM74 213V212H73ZM59 214V215H58ZM38 218V217H37ZM45 218V217H44ZM59 218V224L56 223L57 219ZM60 221H61V224H60ZM53 230V231H54ZM52 249V248H51ZM40 262V261H39Z\"/></svg>",
    "mask_w": 264,
    "mask_h": 264
},
{
    "label": "built area",
    "instance_id": "4",
    "mask_svg": "<svg viewBox=\"0 0 264 264\" xmlns=\"http://www.w3.org/2000/svg\"><path fill=\"white\" fill-rule=\"evenodd\" d=\"M67 209H68V208H67ZM67 216H68V217H67V219H66V223H68V220L70 219V222H69V223L72 224V223L74 222V218H73V216L71 215V213H68ZM68 231H70V230L68 229ZM68 231H67V232H68Z\"/></svg>",
    "mask_w": 264,
    "mask_h": 264
}]
</instances>
